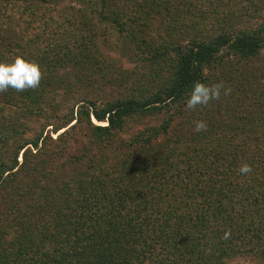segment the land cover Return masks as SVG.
<instances>
[{
  "label": "trees",
  "instance_id": "1",
  "mask_svg": "<svg viewBox=\"0 0 264 264\" xmlns=\"http://www.w3.org/2000/svg\"><path fill=\"white\" fill-rule=\"evenodd\" d=\"M17 55L44 78L0 93V264H264V0H0ZM197 81L231 94L188 110Z\"/></svg>",
  "mask_w": 264,
  "mask_h": 264
},
{
  "label": "clouds",
  "instance_id": "2",
  "mask_svg": "<svg viewBox=\"0 0 264 264\" xmlns=\"http://www.w3.org/2000/svg\"><path fill=\"white\" fill-rule=\"evenodd\" d=\"M43 78L44 72L35 60L17 55L11 62H0V93L7 91L9 88L17 92L37 89ZM222 93L224 96L231 94V89L225 88L222 81L211 85L197 81L194 83L185 107L188 110H195L197 106H207L211 101L219 100ZM193 130L197 133L206 131L207 123L203 120L196 121ZM251 171L252 167L248 163L241 164L239 168L240 174L245 176Z\"/></svg>",
  "mask_w": 264,
  "mask_h": 264
},
{
  "label": "rangeland",
  "instance_id": "3",
  "mask_svg": "<svg viewBox=\"0 0 264 264\" xmlns=\"http://www.w3.org/2000/svg\"><path fill=\"white\" fill-rule=\"evenodd\" d=\"M162 17L159 16L157 18L154 19L153 23H151V25L149 26V39L151 40V38H154L153 35L155 36L157 33L160 34H164L165 36V32L163 29H161V27H159V23L162 21ZM135 20H139V19H135ZM135 25V29H137L138 31H142L145 29V26H148V23L146 21H132L131 26ZM109 33L107 36L105 37H101V40L99 39L98 43L100 45L101 50L103 51V53L105 54L106 58H110L111 60L117 61L120 60V62L122 61L125 65H128L126 58L120 55V52L118 51V47L125 49V45L123 43V40L120 38H117L116 33L109 29L108 30ZM130 31H132V29L130 28ZM133 32V31H132ZM233 264H249L247 262H234Z\"/></svg>",
  "mask_w": 264,
  "mask_h": 264
}]
</instances>
